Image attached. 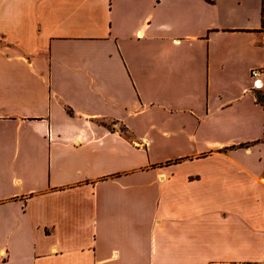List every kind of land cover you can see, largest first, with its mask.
Returning <instances> with one entry per match:
<instances>
[{
	"label": "crops",
	"instance_id": "1",
	"mask_svg": "<svg viewBox=\"0 0 264 264\" xmlns=\"http://www.w3.org/2000/svg\"><path fill=\"white\" fill-rule=\"evenodd\" d=\"M262 5L0 0V264H264Z\"/></svg>",
	"mask_w": 264,
	"mask_h": 264
},
{
	"label": "built area",
	"instance_id": "2",
	"mask_svg": "<svg viewBox=\"0 0 264 264\" xmlns=\"http://www.w3.org/2000/svg\"><path fill=\"white\" fill-rule=\"evenodd\" d=\"M249 76L252 79L253 86H261L264 83V63L258 67L250 68Z\"/></svg>",
	"mask_w": 264,
	"mask_h": 264
},
{
	"label": "trees",
	"instance_id": "3",
	"mask_svg": "<svg viewBox=\"0 0 264 264\" xmlns=\"http://www.w3.org/2000/svg\"><path fill=\"white\" fill-rule=\"evenodd\" d=\"M263 14H264V7H263V5H262V7H261V16H262L261 27H262V29H263V40H262V45H263V48H264V20H263ZM255 96H256V99H257L260 103L264 104V93H263V92L257 90V91L255 92ZM263 134H264V133H263ZM263 158H264V150H263ZM263 176H264V170H263Z\"/></svg>",
	"mask_w": 264,
	"mask_h": 264
},
{
	"label": "rangeland",
	"instance_id": "4",
	"mask_svg": "<svg viewBox=\"0 0 264 264\" xmlns=\"http://www.w3.org/2000/svg\"><path fill=\"white\" fill-rule=\"evenodd\" d=\"M261 144H262V146H263V148H264V134H263V136L261 137ZM261 144L259 145V143L257 144V145H255L256 147H258V152H259V155H261L262 153V148L260 147L261 146ZM264 150V149H263Z\"/></svg>",
	"mask_w": 264,
	"mask_h": 264
}]
</instances>
